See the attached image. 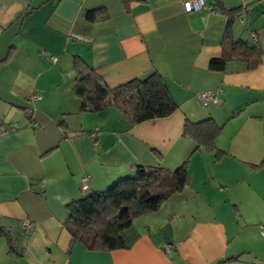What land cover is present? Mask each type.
<instances>
[{"label":"crops","instance_id":"crops-1","mask_svg":"<svg viewBox=\"0 0 264 264\" xmlns=\"http://www.w3.org/2000/svg\"><path fill=\"white\" fill-rule=\"evenodd\" d=\"M184 1L0 0V124L17 126L0 135V226L31 225L20 255L0 236V264H264V63L209 67L227 31L264 49V0H205L189 14ZM76 56L112 89L158 73L178 110L137 126L115 108L82 112ZM203 93L217 103L200 107ZM209 117L222 127L218 162L184 137L187 120ZM187 162L190 184L134 221L130 250L71 246L69 203L139 167Z\"/></svg>","mask_w":264,"mask_h":264},{"label":"trees","instance_id":"trees-1","mask_svg":"<svg viewBox=\"0 0 264 264\" xmlns=\"http://www.w3.org/2000/svg\"><path fill=\"white\" fill-rule=\"evenodd\" d=\"M102 11L98 8L87 12V20L90 23L97 21ZM222 46L223 56L210 62L209 67L213 71H225L232 61L244 62L250 70L264 63V49L261 46L233 40L228 31ZM73 68L74 92L82 101V112L99 113L107 108H115L128 124L137 126L168 118L178 110L162 77L156 72L146 79H135L112 89L81 57H74ZM221 132L222 127L211 117L198 122L187 120L184 126V137L193 140L198 150L204 149L214 155L215 162L226 155L217 146ZM189 184L188 162L175 171L161 166L139 167L134 176L121 179L109 189L91 191L81 196L67 205L69 219L65 229L71 236V246L79 243L90 251L130 250L140 238L134 221L158 212ZM30 230L22 226L20 232L12 233L0 226V236H5L12 253L20 255ZM161 232L167 235V229Z\"/></svg>","mask_w":264,"mask_h":264},{"label":"built area","instance_id":"built-area-1","mask_svg":"<svg viewBox=\"0 0 264 264\" xmlns=\"http://www.w3.org/2000/svg\"><path fill=\"white\" fill-rule=\"evenodd\" d=\"M183 6H184L185 12L189 14V13H194V12H200L201 10H203L206 6V2L205 0H187L183 2ZM29 100L31 102L39 101L41 100V95L38 93H35L29 98ZM209 102L217 103V95L212 94V93H203L197 97V103L200 107L206 106ZM15 130H17L16 125L8 127V126H4L0 124V135H3L10 131H15ZM91 136L94 137L95 140H98V138L100 137V134L98 132H95V133H92ZM95 144L98 145V141H95ZM88 179H89V176L85 177L83 181L86 182ZM23 228L30 229L31 225L29 223H25L23 225ZM164 248L167 250H171L172 246L167 244L164 246Z\"/></svg>","mask_w":264,"mask_h":264}]
</instances>
